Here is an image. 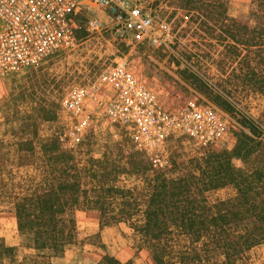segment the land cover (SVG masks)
<instances>
[{
	"label": "trees",
	"instance_id": "1",
	"mask_svg": "<svg viewBox=\"0 0 264 264\" xmlns=\"http://www.w3.org/2000/svg\"><path fill=\"white\" fill-rule=\"evenodd\" d=\"M183 3L206 12V26L204 5ZM251 4L247 17L236 18L226 16L218 0L214 37L228 41L230 90L264 99V0ZM216 104L229 111L226 103ZM50 115L41 109L36 117L49 121ZM234 135L231 149L206 146L165 165L125 141L100 159L64 149L59 137L38 143L21 137L12 155L2 153L0 143V211L15 215L18 234L34 251L32 264H53L77 241L79 211L97 213L100 231L126 225L136 252L146 251L154 264H249L248 253L264 245V130L247 118ZM226 186L234 188L233 198L207 200L208 192ZM0 264H21L15 247L1 238ZM99 264L128 263L105 255Z\"/></svg>",
	"mask_w": 264,
	"mask_h": 264
},
{
	"label": "rangeland",
	"instance_id": "2",
	"mask_svg": "<svg viewBox=\"0 0 264 264\" xmlns=\"http://www.w3.org/2000/svg\"><path fill=\"white\" fill-rule=\"evenodd\" d=\"M148 1L160 16L171 22L176 35L175 54L149 46H126L116 42L110 33L89 37L84 31L85 17L78 18V43L73 50L61 52L34 68L0 80L2 153L10 151L12 155L13 145L21 137H29L36 143L59 137L64 149L72 150L77 155L87 153L95 159H100L102 153L117 142L132 143L134 149L138 150L122 128L107 125L100 116L93 118L92 127L83 142L69 141L65 137L71 120L62 108L63 97L73 85L91 82L101 69L115 62L125 64L170 107L181 106L188 99L200 96L222 109L216 104L219 100L229 107V111L222 110L235 119L238 128L242 121L250 118L264 130V99L259 94L233 92L226 83L231 71V62L224 53L228 41L214 37L222 12L218 0H195L197 7L204 5L207 9L204 27L202 22L206 19V12L188 9L184 6L185 0ZM222 1L228 17L245 18L252 9L251 0ZM95 14L99 16V13ZM41 109L51 113V120L36 117ZM24 126H27V130ZM234 143L233 134L225 142L207 148L228 150ZM202 147L180 138L170 141L156 158H151L156 164L165 165L173 158L196 156L205 150ZM25 171L20 170L21 173ZM234 196L232 186L206 194L210 203ZM76 222L77 241L62 256L54 258L53 264H99L105 255L128 264H154L146 251L136 252L126 225L116 224L100 231L98 214L85 211L76 213ZM0 238L7 245L15 247L17 263L32 264L34 251L28 248L30 241L18 234L15 215L10 211H0ZM246 261L249 264L264 263V245L252 249Z\"/></svg>",
	"mask_w": 264,
	"mask_h": 264
},
{
	"label": "built area",
	"instance_id": "3",
	"mask_svg": "<svg viewBox=\"0 0 264 264\" xmlns=\"http://www.w3.org/2000/svg\"><path fill=\"white\" fill-rule=\"evenodd\" d=\"M80 17L89 37L110 33L126 46L175 54L171 22L148 0H0V80L73 50ZM61 105L71 120L65 131L69 141H82L100 116L155 158L172 140L217 146L239 127L229 113L200 96L170 107L121 62L104 67L87 84L73 85Z\"/></svg>",
	"mask_w": 264,
	"mask_h": 264
}]
</instances>
